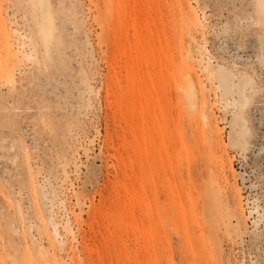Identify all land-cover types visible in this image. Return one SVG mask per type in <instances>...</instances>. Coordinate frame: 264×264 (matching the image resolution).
<instances>
[{
  "label": "rangeland",
  "instance_id": "1",
  "mask_svg": "<svg viewBox=\"0 0 264 264\" xmlns=\"http://www.w3.org/2000/svg\"><path fill=\"white\" fill-rule=\"evenodd\" d=\"M49 2L46 51L0 0V264H264L252 0Z\"/></svg>",
  "mask_w": 264,
  "mask_h": 264
},
{
  "label": "bare ground",
  "instance_id": "2",
  "mask_svg": "<svg viewBox=\"0 0 264 264\" xmlns=\"http://www.w3.org/2000/svg\"><path fill=\"white\" fill-rule=\"evenodd\" d=\"M35 8L34 33L37 40L43 46L49 49L53 44L56 36L55 17L52 12L49 0H31ZM257 14V23L264 24V0H252ZM20 32V31H19ZM2 42H7L5 37L1 38ZM207 120L206 115L203 116Z\"/></svg>",
  "mask_w": 264,
  "mask_h": 264
}]
</instances>
